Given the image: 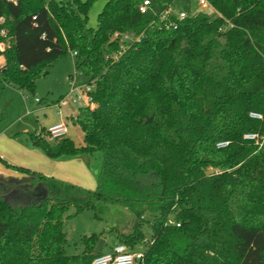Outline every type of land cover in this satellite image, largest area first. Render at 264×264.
<instances>
[{"label":"trees","instance_id":"obj_1","mask_svg":"<svg viewBox=\"0 0 264 264\" xmlns=\"http://www.w3.org/2000/svg\"><path fill=\"white\" fill-rule=\"evenodd\" d=\"M143 1L108 0L92 27L94 0H0V85L34 92L69 49L95 86L72 117L83 144L48 130L31 144L52 159L103 154L93 189L0 156L32 177L0 175V264H90L102 233L69 254L64 224L103 203L134 214L117 233L131 250L150 228L139 264H264V0H207L216 17L184 19L142 13Z\"/></svg>","mask_w":264,"mask_h":264},{"label":"rangeland","instance_id":"obj_2","mask_svg":"<svg viewBox=\"0 0 264 264\" xmlns=\"http://www.w3.org/2000/svg\"><path fill=\"white\" fill-rule=\"evenodd\" d=\"M107 1L94 0L88 12V23L90 26H97L98 14L103 10ZM151 2L148 8V14L151 16L165 14L168 11L174 14L184 12L187 16L199 14L207 15L208 17L217 16L216 10L210 4L201 5L198 0H153ZM0 57V63H2L4 57ZM75 61L76 57L73 52L67 49L63 55L52 62L46 75L38 77L34 92L21 91L12 86L3 88L0 85V156L2 158L15 164H19V162L13 160L28 161L30 157L25 155L17 156L16 152L10 149L11 144H15L16 141L20 143V140L25 141L26 138H29L30 132H44L50 125L60 122L68 125L66 136L74 140L77 145L84 143L80 127L71 118L72 114L74 116L77 114L81 104L59 106V101L70 91V77L76 78L78 83L85 82V77L75 71ZM2 153L6 156H3ZM86 157L84 156L87 161L90 160L86 170L92 172L90 174L93 182L88 177H85L84 172L79 171L82 169L77 165H69V170H77L75 174L77 178H72L76 182L73 183L87 188H95L97 178L94 176L101 171L103 154L101 151H94ZM25 166L34 169L30 165ZM10 169L0 160V174L13 173V169ZM80 180L86 181L88 184L82 185L79 183ZM90 183H93L92 186H89ZM73 212L74 208H71L68 214ZM134 219V214L128 208L114 203L100 204L97 211L93 209L83 210L78 215L65 221L64 230L67 232L68 240L67 253H81L84 249L81 243L82 236L93 233H102L101 238L106 242L103 251H109L118 243L117 233L129 231L132 228ZM150 239L151 230L146 226L145 239L142 243L137 244L134 250H143Z\"/></svg>","mask_w":264,"mask_h":264},{"label":"built area","instance_id":"obj_3","mask_svg":"<svg viewBox=\"0 0 264 264\" xmlns=\"http://www.w3.org/2000/svg\"><path fill=\"white\" fill-rule=\"evenodd\" d=\"M201 5L209 4L207 0H198ZM151 0H144L140 5L139 9L142 13H148V8L151 5ZM172 12H167L165 14H161L162 19H166L168 14ZM174 14V13H172ZM179 19H184L187 15L184 12L180 14H174ZM4 17H0V52H3L11 43V39L8 36L7 29L4 26ZM175 26V23L170 22L167 26ZM115 37H120L122 41H130L132 37L129 34H119L115 33ZM126 44L123 43L121 45V49L125 50ZM74 56L76 57V52H73ZM95 86L92 83H78L77 79L74 77H70V91L66 96H64L59 101V106L62 105H70V104H81V105H94V99L92 96V91L94 90ZM254 117H260V114L252 113ZM48 132L53 137H59L62 135H66L68 132V125L67 123L60 122L58 124L50 126ZM246 138L255 140L256 143L262 144L263 138L260 137L258 134L250 133L245 135ZM226 143H220L223 145ZM169 223L173 224L175 221L173 219H169ZM180 226V223H176ZM149 242V241H148ZM144 256V249L143 250H131L129 246L125 243H118L116 244L112 250L105 252L101 255H98L93 259L90 264H139Z\"/></svg>","mask_w":264,"mask_h":264},{"label":"crops","instance_id":"obj_4","mask_svg":"<svg viewBox=\"0 0 264 264\" xmlns=\"http://www.w3.org/2000/svg\"><path fill=\"white\" fill-rule=\"evenodd\" d=\"M1 86L3 88L9 87L7 85L6 86L1 85ZM73 116L74 115L72 114L71 118ZM23 143H24V145H23ZM11 145L12 146L10 147V149L14 150L16 152L17 156L25 155V156H29L30 157V159H28V161H26V162L25 161L21 162L20 159H19V161H16V160L12 159L15 162H19V164H24V165H19V164L12 163V162H9L7 159L3 158L4 160H6L8 163H10L12 165L21 166V167H25V168H27L29 170L42 172V173H44L46 175L54 176L56 178H59V179H62V180H66V181H69V182H72V183L76 182L72 178L73 177L77 178V177H75V174H76L77 170H69V165H77L78 167H80L82 169V170H79V171H82V172L85 173V177H88L89 179L92 178V176H91L92 172L90 170H86L87 167L90 164V160L87 161L86 160V158H87L86 156H85L86 158H84V156H83V158L82 157L65 156V157H60L58 159H52V158H49L44 153V151L42 149L33 146L31 144L29 138H26L25 141L20 140V143L16 141L15 144L12 143ZM2 155L6 156V155H4V153H2ZM25 165H30V166L34 167V169L31 168V167H27ZM12 169L13 168H11L10 170H12ZM99 173L100 172L96 173V176H94V177L97 178ZM0 175L4 176L6 178H12V179H21V178L27 177V174L19 172V171L15 170V169H13V173H10V174L3 173V174H0ZM92 179H91V181H92ZM79 183L82 184V185H87L88 184L86 181H83V180H80ZM92 184L90 183L89 186H92ZM93 188L94 187H92V189ZM136 251H137V249H136Z\"/></svg>","mask_w":264,"mask_h":264},{"label":"water","instance_id":"obj_5","mask_svg":"<svg viewBox=\"0 0 264 264\" xmlns=\"http://www.w3.org/2000/svg\"><path fill=\"white\" fill-rule=\"evenodd\" d=\"M24 180H31L32 177H24L23 178ZM105 240L103 238H99L98 242H97V245H96V248L94 250L95 253H99L103 250L104 246H105Z\"/></svg>","mask_w":264,"mask_h":264}]
</instances>
